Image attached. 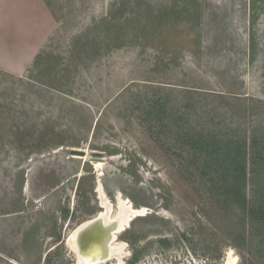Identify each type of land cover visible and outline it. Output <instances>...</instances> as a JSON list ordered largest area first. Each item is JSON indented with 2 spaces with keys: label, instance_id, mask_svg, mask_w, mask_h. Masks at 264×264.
<instances>
[{
  "label": "rangeland",
  "instance_id": "rangeland-1",
  "mask_svg": "<svg viewBox=\"0 0 264 264\" xmlns=\"http://www.w3.org/2000/svg\"><path fill=\"white\" fill-rule=\"evenodd\" d=\"M47 3L54 25L30 74L0 73V264H78L70 236L106 207L132 220L102 264L137 250L136 264H210V239L213 264L264 254L236 248L237 219H207L206 188L188 172L189 129H218L239 108L232 96L264 102V0ZM257 118L249 137L264 129Z\"/></svg>",
  "mask_w": 264,
  "mask_h": 264
},
{
  "label": "trees",
  "instance_id": "trees-1",
  "mask_svg": "<svg viewBox=\"0 0 264 264\" xmlns=\"http://www.w3.org/2000/svg\"><path fill=\"white\" fill-rule=\"evenodd\" d=\"M193 91L201 92L189 90L188 94ZM215 95L222 99L229 97ZM206 97L204 96L205 99ZM232 97L236 101L235 107L240 109L230 110V115L224 121L217 119L218 129L207 133L198 128L188 130V172L199 177L206 188L204 201L210 207L208 213L207 208H202L201 212L206 214L207 219L217 228L223 218H230L232 223L234 218L237 219L235 225L238 226V239L234 240L236 248L256 246L255 250L264 253V129L254 127L253 134L249 137L247 128H243L248 117L257 115L256 122L264 117L258 114V104L262 105L264 102L255 98ZM205 108L202 107L199 115L209 113L218 116L217 107ZM207 118L209 122L211 118ZM212 235L218 234L211 231L209 237L212 238ZM185 238L193 248L191 239ZM207 241L206 250L210 257L206 260L210 264L219 263L222 258L221 248L218 245L213 247L211 239ZM161 242L165 246L171 244L166 239ZM141 254L142 251L137 250L130 264H136ZM259 256L264 258V254L257 256L252 253L249 254V259L245 255H242V259L246 264H254Z\"/></svg>",
  "mask_w": 264,
  "mask_h": 264
},
{
  "label": "crops",
  "instance_id": "crops-1",
  "mask_svg": "<svg viewBox=\"0 0 264 264\" xmlns=\"http://www.w3.org/2000/svg\"><path fill=\"white\" fill-rule=\"evenodd\" d=\"M47 0H0V73L30 74L54 25Z\"/></svg>",
  "mask_w": 264,
  "mask_h": 264
},
{
  "label": "bare ground",
  "instance_id": "bare-ground-1",
  "mask_svg": "<svg viewBox=\"0 0 264 264\" xmlns=\"http://www.w3.org/2000/svg\"><path fill=\"white\" fill-rule=\"evenodd\" d=\"M109 210L106 207V211L99 215V220L96 218L81 225L70 236L69 244L78 256V264H97L99 262V264H102L119 257L118 253L122 250V245H115L117 240L114 241L113 239L114 232L119 227L127 226L132 218H128L124 207L120 208L119 213L115 217L109 214ZM137 213L140 212L137 211ZM83 227H89V231L84 232ZM97 260H102L103 262ZM223 264H237V259L229 254Z\"/></svg>",
  "mask_w": 264,
  "mask_h": 264
},
{
  "label": "water",
  "instance_id": "water-1",
  "mask_svg": "<svg viewBox=\"0 0 264 264\" xmlns=\"http://www.w3.org/2000/svg\"><path fill=\"white\" fill-rule=\"evenodd\" d=\"M73 154H76V155H81V156H86V152L85 151H81V150H73ZM98 219L97 220H99V216L97 217ZM95 220V219H94ZM96 220V221H97ZM89 224V223H88ZM87 224V226H89ZM126 226H122V227H119V228H117V230H115V232H114V241H116L117 240V238H118V234L125 228ZM84 229V230H83ZM83 231L84 232H86V231H89V227L87 228V227H83ZM81 232V231H80ZM79 234V233H78ZM85 255V254H84ZM86 256H87V254H86ZM97 261H101V262H103L102 260H97ZM100 263V262H99ZM99 263H97V264H99Z\"/></svg>",
  "mask_w": 264,
  "mask_h": 264
}]
</instances>
